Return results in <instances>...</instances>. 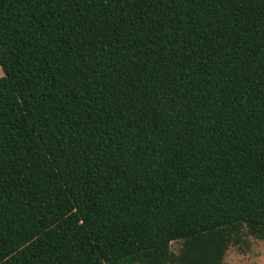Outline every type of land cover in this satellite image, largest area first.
Instances as JSON below:
<instances>
[{"label": "trees", "instance_id": "1", "mask_svg": "<svg viewBox=\"0 0 264 264\" xmlns=\"http://www.w3.org/2000/svg\"><path fill=\"white\" fill-rule=\"evenodd\" d=\"M0 67V264L264 240V0H0Z\"/></svg>", "mask_w": 264, "mask_h": 264}, {"label": "rangeland", "instance_id": "2", "mask_svg": "<svg viewBox=\"0 0 264 264\" xmlns=\"http://www.w3.org/2000/svg\"><path fill=\"white\" fill-rule=\"evenodd\" d=\"M2 75L3 71L0 67V77ZM180 245V241L172 242V251L177 252ZM223 264H264V240L248 236L240 246L230 245Z\"/></svg>", "mask_w": 264, "mask_h": 264}]
</instances>
